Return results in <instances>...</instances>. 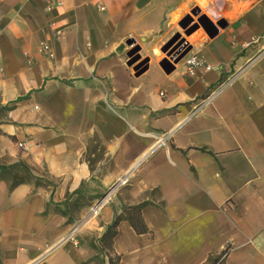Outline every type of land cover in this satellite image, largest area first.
I'll list each match as a JSON object with an SVG mask.
<instances>
[{
  "label": "crops",
  "instance_id": "0c3cea01",
  "mask_svg": "<svg viewBox=\"0 0 264 264\" xmlns=\"http://www.w3.org/2000/svg\"><path fill=\"white\" fill-rule=\"evenodd\" d=\"M49 2L0 0V264H207L227 245V264H264V0ZM192 9L219 28L196 42L201 65L164 73L152 59L137 75L121 44L156 48ZM76 190L89 197L78 244L55 247ZM141 202L149 232L121 219L99 251Z\"/></svg>",
  "mask_w": 264,
  "mask_h": 264
},
{
  "label": "rangeland",
  "instance_id": "374dc122",
  "mask_svg": "<svg viewBox=\"0 0 264 264\" xmlns=\"http://www.w3.org/2000/svg\"><path fill=\"white\" fill-rule=\"evenodd\" d=\"M196 9H192L184 18L190 16L192 21L189 22L186 26H182V20L178 24V31L173 33L167 40L159 41L156 48L155 44H147L144 40L130 37L126 39L121 44L122 53H124L125 58L128 60L129 66L135 73L140 71H147L150 67L152 59L155 60V65L152 68H157L166 72L163 69V65L167 66V69H172L170 73L174 72L176 69L180 68L187 57L195 51L196 42L202 35H207L204 28L200 25L197 29L190 32L189 31L198 23V18L202 13H196ZM210 17V16H209ZM210 19L216 24L215 19ZM154 48V49H153ZM146 50L149 52L146 53ZM156 51V53L154 52ZM186 65V64H185ZM100 150H97L95 154H90L91 158L96 159L94 163V168L98 167V164L101 162L98 158ZM103 167V166H102ZM31 178L29 167L26 166V179ZM94 246L98 247V250L101 251L102 243L100 239L94 243ZM113 257V256H112Z\"/></svg>",
  "mask_w": 264,
  "mask_h": 264
},
{
  "label": "trees",
  "instance_id": "16d2710c",
  "mask_svg": "<svg viewBox=\"0 0 264 264\" xmlns=\"http://www.w3.org/2000/svg\"><path fill=\"white\" fill-rule=\"evenodd\" d=\"M97 150H100L98 158L100 160L103 159L105 147L103 146L98 137H93L92 139H90L86 153L84 154V159L88 162L92 170L95 169L94 163L96 162V159L91 158L90 154H95ZM42 180V178L36 177V184H41L42 182H44ZM45 182H47V184L52 185L53 188L55 187V183H52L50 181ZM75 194L77 195L75 196ZM64 204L65 208L62 212L65 216H67L68 222L74 224L78 220L76 217L77 213L86 205H89V197L88 195L81 194L79 190H76L64 201ZM142 206H144V202H141L137 205L125 206L122 209V212L116 215L114 221L108 226L103 237L100 238V241L102 243V249H112L113 238L117 233V226L121 219L128 220L131 223L132 227L138 233L149 232V229L141 214ZM229 250L230 246L227 245L221 252L209 255L207 259V264H227L226 256L229 253ZM117 259L118 257H110V264H117Z\"/></svg>",
  "mask_w": 264,
  "mask_h": 264
},
{
  "label": "built area",
  "instance_id": "2783aa9c",
  "mask_svg": "<svg viewBox=\"0 0 264 264\" xmlns=\"http://www.w3.org/2000/svg\"><path fill=\"white\" fill-rule=\"evenodd\" d=\"M47 8L48 9L52 8V5L49 2V0H48ZM51 26H54V24H52ZM55 35L57 37L61 36L62 35V30L61 29H56ZM41 51L44 52L49 57H53L54 56L53 49L47 43H42ZM185 64H186L187 70L190 73L193 74L195 69L201 65V61L198 59L197 55L194 53V54L190 55L187 58ZM208 68H211V67H208ZM161 94H163V93H161ZM214 95H215V93H212L210 97H213ZM127 181H128V178H124L121 181H119L118 183H116L115 185H113V187L110 189V191L107 194L104 195V197L98 199L93 205L90 206V208L88 210V215L89 216L98 215L99 209L104 205V203H106L109 200V198L112 197L113 193L121 185H125L127 183ZM80 225H82V223L80 221L72 224L68 234L65 235L61 239V241L58 243V245H56L55 247L61 246V245L65 244V243H67V242H72L73 244L77 245L78 244L77 236H78V233H79Z\"/></svg>",
  "mask_w": 264,
  "mask_h": 264
},
{
  "label": "water",
  "instance_id": "95a60500",
  "mask_svg": "<svg viewBox=\"0 0 264 264\" xmlns=\"http://www.w3.org/2000/svg\"><path fill=\"white\" fill-rule=\"evenodd\" d=\"M196 13H199V10H197ZM191 21L192 18L188 16L187 18H184L182 20L181 25L186 26ZM200 25L204 28V30L206 31L209 37H214L219 32L218 26L215 23H213V21H211V19L207 15L202 14L198 18V23L189 31V33L197 29ZM129 64L131 63H128V65ZM163 69L166 71V73H170V71L172 70V69H167L166 65H163ZM142 72L143 71H140L139 73H137V75H140Z\"/></svg>",
  "mask_w": 264,
  "mask_h": 264
}]
</instances>
